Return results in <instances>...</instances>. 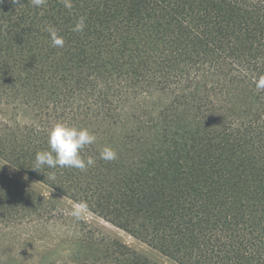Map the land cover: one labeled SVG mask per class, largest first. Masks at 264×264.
Instances as JSON below:
<instances>
[{
  "label": "trees",
  "instance_id": "obj_1",
  "mask_svg": "<svg viewBox=\"0 0 264 264\" xmlns=\"http://www.w3.org/2000/svg\"><path fill=\"white\" fill-rule=\"evenodd\" d=\"M71 2L0 0V158L178 264H264V0ZM57 122L93 166L31 168ZM66 215L0 169V230ZM71 218L52 264H160Z\"/></svg>",
  "mask_w": 264,
  "mask_h": 264
},
{
  "label": "rangeland",
  "instance_id": "obj_2",
  "mask_svg": "<svg viewBox=\"0 0 264 264\" xmlns=\"http://www.w3.org/2000/svg\"><path fill=\"white\" fill-rule=\"evenodd\" d=\"M0 169L42 196L56 202L67 213L55 221L14 224L0 230V264H52L62 257H71L78 243L72 239L73 218L95 226L160 264H178L124 230L106 222L71 199L53 190L30 175L12 167L0 158ZM79 209V217L72 212Z\"/></svg>",
  "mask_w": 264,
  "mask_h": 264
},
{
  "label": "clouds",
  "instance_id": "obj_3",
  "mask_svg": "<svg viewBox=\"0 0 264 264\" xmlns=\"http://www.w3.org/2000/svg\"><path fill=\"white\" fill-rule=\"evenodd\" d=\"M66 9H71L73 4L71 0H61ZM47 0H31L34 8H41L46 5ZM86 17L81 16L74 26L73 32H83L86 27ZM49 34V39L54 47H63L64 39L58 34V30L53 25H47L45 29ZM259 89H264V76L254 81ZM215 126V125H213ZM212 127V126H211ZM96 141V136L87 128L80 127L64 122L54 123L47 131L48 150L39 151L35 155V162L32 169L41 172L40 169L47 167L49 169L75 168L86 170L95 164L92 157L87 159L81 156V151L87 145ZM100 158L105 161H111L116 158V152L109 146H105L100 152ZM55 173L48 174L49 180H55ZM79 209L72 212V215L79 217Z\"/></svg>",
  "mask_w": 264,
  "mask_h": 264
}]
</instances>
